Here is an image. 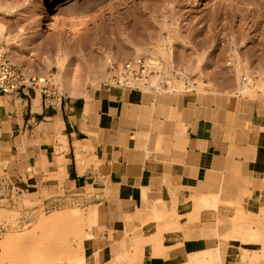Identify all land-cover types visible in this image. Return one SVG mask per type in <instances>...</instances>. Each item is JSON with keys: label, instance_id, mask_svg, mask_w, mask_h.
I'll return each mask as SVG.
<instances>
[{"label": "rangeland", "instance_id": "1", "mask_svg": "<svg viewBox=\"0 0 264 264\" xmlns=\"http://www.w3.org/2000/svg\"><path fill=\"white\" fill-rule=\"evenodd\" d=\"M0 22L4 28L0 49L27 77L35 78L36 82L39 76L44 77L45 83L37 82L29 90L36 97L41 96L51 101L59 96H69L66 89L62 91L63 89L57 87V80L51 75L60 72L75 75L81 86L79 90L84 93L74 97L79 98L80 103H88L90 100H86L85 95L90 93L92 97L96 90L110 86L108 69L111 64L121 63L135 55L144 58L153 57L155 54L159 56L158 50L162 54L161 49L167 52L170 47L173 52V66L160 69L158 72L161 76L158 79L152 77L156 68L149 66L151 75L148 79L153 87L131 89L140 100V105H135L136 110L142 111L146 108L151 111L148 117L137 115L134 119V126L145 128L151 135L150 142L141 146L136 143L137 149H146L149 143H155L154 137L166 134L162 131L165 124L186 111L179 108L181 99L185 96L208 94L211 99L220 101L219 110L229 109L224 103L235 104L231 109L238 114L245 106L256 105L260 113L264 114V88H259L264 83V6H251L244 0H0ZM6 42L10 46L8 51L3 49ZM137 50L140 51L138 54L135 52ZM237 71L240 79L246 78L249 91L245 94L237 93L236 96L233 93L237 83ZM177 72L184 73V77L181 78ZM15 105L19 106V101ZM96 105L94 103L95 108ZM157 122L161 125L160 131L155 127ZM238 127L236 123L237 132ZM79 128L80 141L74 143L77 149H85L91 142L97 141L104 129L98 108L90 114L81 109ZM56 140L53 147L54 162L50 166L53 177L60 185L59 191L56 192L54 188L45 190L41 184L26 180L23 176L22 184L15 185L17 191L0 198V241H4L9 233L14 236L17 232L30 231L32 228L35 229L31 232L36 235L32 238L30 236L29 240V237L26 238L29 242L22 241L24 245L29 246L35 236L42 237L44 231L45 235H52L46 236L47 242L44 235L42 241L35 237L36 241H32L30 247L33 250L32 243L40 241L39 244L42 242V245L38 244L36 248L41 250L37 248L38 256L31 250L37 257L25 256L28 260L22 259L23 263L30 260L29 264H36L40 261L39 258L45 264H59V261L65 264L67 260H74L73 251L79 247L78 240H82L81 235L86 226L93 223L90 219H84L83 223H79L81 227L78 225L79 229H76L77 225H73L75 221L72 224L69 220H63L62 223L60 221V226L55 224V231L47 232L54 227L45 226L40 231L36 224L39 219L44 220L43 217L56 211L78 210L86 215L97 208H109L103 203L93 205L91 201L78 205L62 204L52 209L47 207V203L56 196L72 192L78 198H85L99 191L84 182H68L62 169L63 154L67 150L61 146L58 137ZM79 155L83 158L80 171L82 174L92 161ZM22 170L23 167L20 166V173ZM240 183L243 180L238 164L207 173L203 194L193 202L192 210L185 214L191 224L189 241L181 244L172 240L170 244H162L164 235L174 237L180 218L174 212L164 213L165 220L158 225L161 243L147 246L144 254V241L133 243L127 247L120 263L170 264L171 262L164 261L165 252L170 248L180 247L183 249V256L177 264L188 263L189 256L196 255V252H205L204 259H210L207 254L214 251L213 258L211 256V260L207 262L206 259L202 263L227 264L232 260L235 264H264V203L247 207L235 204L233 190ZM161 217V214L158 215V218ZM58 241L70 243L73 254L69 253L70 247L69 250H66L67 246L66 249L62 246L58 248ZM22 242L15 243L14 251H8L10 248L5 250L8 256L5 255V258L1 256L5 254L4 250L2 253L4 242H0L3 245L0 244V264H19L21 260L17 259L25 255L22 254ZM44 244L50 245L47 248L53 247L50 253ZM42 246L48 255L42 253ZM82 246L83 250L78 251L80 255L84 252L83 264H95L92 262L90 244L83 241ZM228 247L236 248L238 256L227 257ZM207 249L212 252L206 253ZM59 251L64 252L66 257L59 256ZM12 252L14 255H8ZM33 259L36 261L32 263Z\"/></svg>", "mask_w": 264, "mask_h": 264}, {"label": "crops", "instance_id": "2", "mask_svg": "<svg viewBox=\"0 0 264 264\" xmlns=\"http://www.w3.org/2000/svg\"><path fill=\"white\" fill-rule=\"evenodd\" d=\"M78 99L59 96L45 100L29 88L19 96H0V178L15 186L22 184L24 176L45 190L58 192L60 185L50 164L57 137L65 138L63 167L68 182H84L99 189L84 201L109 206L95 210L96 217L89 218L93 223L81 235L91 246L95 264H123L121 257L136 242L144 241L143 254L147 246L161 243L158 225L164 222V213L174 212L180 218L174 237L164 235L162 244L172 240L187 243L191 224L185 214L203 194L207 173L221 167L238 164L241 168L243 183L233 190L235 204L264 203V114L256 105L235 114L231 109L235 104L224 103L229 109L219 110L220 101L208 94L185 96L179 108L186 111L165 124L162 131L166 134L154 137L155 143L146 149H137L133 134L148 133L134 126V119L137 115L148 117L151 111L136 110V103L140 105L136 92L107 86L96 90L88 103ZM94 103L104 129L97 141L77 149L74 143L80 141L81 109L93 113L97 109ZM155 127L160 131L158 122ZM78 154L92 161L82 174L76 162ZM140 189L146 190V202ZM226 254L237 257L238 250L228 247ZM182 256V248H170L164 261L177 264Z\"/></svg>", "mask_w": 264, "mask_h": 264}, {"label": "bare ground", "instance_id": "3", "mask_svg": "<svg viewBox=\"0 0 264 264\" xmlns=\"http://www.w3.org/2000/svg\"><path fill=\"white\" fill-rule=\"evenodd\" d=\"M247 2L248 3V5H251V6H264V1H259V0H244V2ZM3 31H4V28H3V24L0 22V40H1V38L3 39ZM169 43H170V38H168V40H167ZM7 43V42H6ZM5 43V47L3 48V49H5V50H9L10 48V46H9V44L7 43L6 44ZM168 43V44H169ZM134 48H136V47H134ZM136 49H138V48H136ZM2 50V49H1ZM161 51V53L162 54H160V52H159V50L157 51L158 53H159V56L162 58V59H160V57L159 56H155V55H152L153 57H150L151 55H149V57L150 58H146V60H147V64H148V76H150L151 75V72H150V70H149V66L150 67H155L156 68V71L154 72L155 74L154 75H152V77H154V79H158V78H160V76H161V74L158 72L160 69H164L165 68V66H173V52H172V50H170V47H169V51H167V52H165L164 50H160ZM137 54H138V52H140V51H135ZM155 53V52H154ZM6 54V53H5ZM150 54H153V53H151L150 52ZM6 56H7V54H6ZM8 57V56H7ZM134 57H137V55H135ZM9 58V57H8ZM132 58V57H131ZM10 60V59H9ZM11 62V61H10ZM124 62V61H123ZM123 62H121V63H123ZM12 63V62H11ZM121 63H117V64H121ZM13 64V63H12ZM49 64V63H48ZM48 64L46 65L47 67H48ZM50 67V66H49ZM47 69H49V68H47ZM165 70V69H164ZM238 72L239 71H237V77H236V79H237V83H236V87H235V92L233 93V94H235L236 96H237V93H239V94H245V93H248V91H249V89H248V83L247 82H245V80H246V78L245 79H240V77H239V74H238ZM178 74H180V76H181V78H183L184 77V73H182V72H177ZM168 75V74H167ZM52 77H53V79L54 78H56V80H57V82H56V80H55V82H56V84H58V86L57 87H59V89L61 88V89H63L62 91H65V89H66V93H68L69 94V96H71V97H74V96H76L77 97V95L79 94V93H84L83 91H81L80 92V85L78 84L79 82H77V79H76V77H75V75H73L72 73H69V72H65V73H58L57 75H51ZM56 76V77H55ZM167 78H169V77H167ZM166 78V79H167ZM51 80V79H50ZM168 83H170V80L169 79H167L166 80ZM38 83H43L44 82V77H40L39 76V78H38V81H37ZM45 83V82H44ZM140 85V87H141V89L142 88H146V87H153V86H151V83H150V79H147V83L146 84H144V83H142V84H139ZM259 88H264V83H261L260 84V86H259ZM82 89V88H81ZM86 93V92H85ZM232 93H231V95H232ZM90 94V93H89ZM85 95V98H86V100H91V96L90 95ZM229 94V93H228ZM83 96H84V94H82ZM68 96V97H69ZM0 105H1V101H0ZM132 139H134L135 140V142L138 144V145H142L143 143H145V142H147L148 140H149V134H141V133H136L135 135H133L132 136ZM60 144H61V146L62 147H64V148H66L67 149V143H66V140H65V138H61L60 139ZM83 160V158L78 154L77 155V157H76V162H77V165H79V166H81V164H82V161ZM63 169V171L64 172H66L65 171V168L63 167L62 168ZM140 195H141V198L143 199V201L144 202H146V200H147V193H146V190L145 189H140ZM141 199V200H142ZM198 199V198H197ZM197 199H195L194 200V202L197 200ZM217 204V203H216ZM215 208V207H214ZM200 210H201V208H199ZM205 209V208H204ZM214 210V209H213ZM72 211V212H71ZM199 211H198V209H197V213H198ZM208 213V212H207ZM156 214V216H158V215H160L159 213H155ZM210 214V213H209ZM48 216V217H47ZM47 216H45V217H43V218H45L44 220L41 218V219H39L38 220V223H36L38 226H37V229H39L40 228V231H43L44 229V227L45 226H49V227H51V226H53L54 228H49V230H47V232H49V231H52L53 232V230L54 229H57V227H58V225L60 224V221H61V223H62V221L64 220V221H67V220H69V222L70 223H72V221H75L74 222V226L75 225H77V228L76 229H79L78 228V225H80V227H81V224H79V223H83L84 222V219H91V218H95L96 217V211L95 210H92V211H89V213H87L86 215H83L82 213H80V211H78V210H70L69 212L68 211H61V212H53L52 213V215L51 214H49V215H47ZM48 219H47V218ZM40 221V222H39ZM59 221V222H58ZM77 222V223H76ZM56 223H58V224H56ZM57 225V227H56V225ZM63 224H65V222H63ZM68 224V223H67ZM55 225V226H54ZM61 225V224H60ZM59 225V226H60ZM69 226V225H68ZM71 226V225H70ZM74 226H72L73 228H74ZM213 228V227H212ZM32 229H35V228H32ZM30 230V231H28V230H25V231H20V232H17V233H15V237L14 236H12V234H8L5 238H4V241H3V239H2V241H0L1 243L2 242H4V243H2V244H4V246H3V249H2V253L5 251V250H8V248H10V250H8V251H14V245H15V243L16 242H22V241H24V240H26V238H28V240L29 239H31L32 238V236H34V234L32 233L33 232V230ZM42 229V230H41ZM51 229V230H50ZM75 230V229H74ZM80 230H83V229H80ZM32 231V232H31ZM55 231V230H54ZM77 232H78V230H76ZM34 232H35V230H34ZM39 232V231H38ZM76 232V233H77ZM82 232V231H81ZM38 234V233H37ZM46 233H45V231H44V233L43 234H41L42 235V237H43V235L45 236V239H46V242H47V238H46V236H48V235H50V236H52L51 234H48V235H45ZM36 235V234H35ZM30 236H31V238H30ZM49 236V237H50ZM55 235L53 234V237H54ZM14 237V238H13ZM36 237V236H35ZM35 237H33V239H32V241H36L35 240ZM40 237V236H39ZM42 237H40V238H38V237H36V239L38 240V239H40V241H42L41 239H42ZM44 239V240H45ZM43 240V241H44ZM48 240H49V238H48ZM51 240H53L52 238H51ZM27 241V240H26ZM31 241V242H32ZM39 241V242H40ZM27 242H29V241H27ZM31 242H30V244H29V246L27 245V244H25L24 245V243H26L25 241H24V243L22 242V244L21 245H24V246H22L23 248L24 247H26V249L24 248H22V251H24V252H22V254H25L24 255V257L26 256V257H31L32 256V258L34 257L35 258V256L37 255L38 256V254H36V253H39L38 252V249H40V248H36V245H38L39 244V242H36V243H32V244H34L33 245V250H32V247H30V245H31ZM59 242V241H58ZM77 242V241H76ZM42 243V242H41ZM39 244V245H42V244ZM56 243V242H55ZM55 243H53V245L55 244ZM63 243V244H62ZM82 243H83V241L82 240H78V242H77V244L79 245V247H78V249L76 250V251H73V253H74V255H75V259L73 260V258L71 259V260H67V262L65 263V264H83L84 263V252H83V254H79V251L83 248V246H82ZM89 242H86V244H88ZM65 243H64V241L62 242V241H60L59 243H56V245H59V247L58 248H60V246H62V248H64V249H66V246L68 247V249H66V250H69L70 248V250H69V253L71 252V254H73L72 253V251L71 250H73V248L71 247V246H69V244H68V242L64 245ZM0 245V246H1ZM45 245V244H44ZM43 245V246H44ZM41 247L42 248V250H43V254L44 253H47V251L45 250V252H44V249L46 248V249H49V253H50V250H51V248H53V247H49V248H47V246H50L49 244L46 246H44V247ZM55 246V245H54ZM56 247V246H55ZM70 247V248H69ZM87 247H89V246H87ZM2 248V247H1ZM35 248V249H34ZM44 248V249H43ZM57 248V247H56ZM215 248L216 247H214V250H215ZM4 250V251H3ZM26 250V251H25ZM34 252L35 251V254L33 253L32 254V251ZM36 250H37V252H36ZM41 250V249H40ZM55 250H57L58 251V249H55ZM54 249H52V251H55ZM79 250V251H78ZM83 250V249H82ZM213 250V251H214ZM7 251V252H8ZM56 252V251H55ZM60 252V251H59ZM59 252H58V254H59ZM64 252H65V250H64ZM63 252V253H64ZM210 252H212L211 251V249L209 250V252H208V249H207V252L206 253H209L210 254ZM215 252V251H214ZM214 252H212V253H214ZM1 253V254H2ZM5 254L3 255H1L2 257H4L7 253H6V251L4 252ZM41 253V254H42ZM54 253V252H53ZM53 253H51V254H53ZM62 252H60V255L59 256H61V255H65V257H66V254H61ZM66 253V252H65ZM201 253V252H200ZM200 253H197L196 252V255L194 254V256H189L190 257V261L188 262V263H186V264H204V263H202L204 260L206 261V259H208L207 260V262L209 261V260H211V256H212V258H213V254L211 255H208L207 254V256L208 257H210V259L209 258H206V259H204V255H206V254H204L203 252H202V254H200ZM14 255V253L12 252V253H10V254H8V255H10V256H12V255ZM32 254V255H31ZM55 254V253H54ZM68 254V253H67ZM46 255V254H45ZM47 255H48V253H47ZM214 255H216V253L214 254ZM7 256V255H6ZM36 256V257H37ZM68 256V255H67ZM139 256H141V255H139ZM2 257H0V258H2ZM8 257V256H7ZM23 256L22 257H19L17 260H21V262L19 263V264H29V262H30V260H29V262L27 263V261L25 262V263H23L22 262V259H27L26 257L24 258ZM215 258H217V256H214ZM5 258V257H4ZM31 258V259H32ZM40 259V261L38 260V263L36 262V264H41V263H43V264H45L44 263V261L43 262H41V258H39ZM28 260V259H27ZM1 261H2V259H1ZM32 261H34V259L33 260H31V262ZM35 261H36V259H35ZM34 261V262H35ZM41 262V263H40ZM69 262V263H68ZM33 263V262H32ZM31 264V263H30ZM33 264H35V263H33ZM59 264H61L60 263V261H59Z\"/></svg>", "mask_w": 264, "mask_h": 264}, {"label": "built area", "instance_id": "4", "mask_svg": "<svg viewBox=\"0 0 264 264\" xmlns=\"http://www.w3.org/2000/svg\"><path fill=\"white\" fill-rule=\"evenodd\" d=\"M148 74L146 58L132 57L121 64H111L108 69L109 85L122 90H140L139 84L147 83ZM36 83L35 78L27 77L0 49V96H19L24 89L33 88ZM161 88L162 86L158 87V89ZM5 181L4 178H0V198L17 191L14 185ZM82 202H85L84 198H78L76 193L70 192L68 195L54 197L47 203V207L52 209L62 204L78 205Z\"/></svg>", "mask_w": 264, "mask_h": 264}]
</instances>
